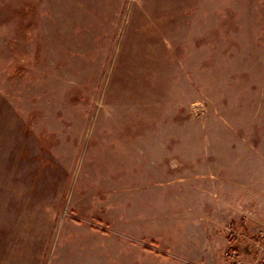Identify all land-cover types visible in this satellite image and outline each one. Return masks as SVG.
<instances>
[{
  "label": "rangeland",
  "instance_id": "374dc122",
  "mask_svg": "<svg viewBox=\"0 0 264 264\" xmlns=\"http://www.w3.org/2000/svg\"><path fill=\"white\" fill-rule=\"evenodd\" d=\"M258 238L264 0H0V264H233Z\"/></svg>",
  "mask_w": 264,
  "mask_h": 264
},
{
  "label": "crops",
  "instance_id": "0c3cea01",
  "mask_svg": "<svg viewBox=\"0 0 264 264\" xmlns=\"http://www.w3.org/2000/svg\"><path fill=\"white\" fill-rule=\"evenodd\" d=\"M246 218L249 219L250 216L249 217H246ZM239 231H240L239 234L245 233V229L244 228H243V230L241 229ZM257 241L252 242V241L248 240L245 243H242L243 241L242 240H239L238 243L235 245L237 247L236 250L234 249L237 252L239 259H242L244 261H250L249 259H247V258H250L251 257V255L249 254V251L251 249L254 250V248L257 251V245H261L262 244L261 238H258ZM226 251L227 250H225V251H223V253H221V256H222L223 259H226L227 258L226 257ZM254 256H255V253H254ZM200 257H201V255H200ZM209 258L212 261L214 259L213 255H210ZM222 258H220V259H222ZM167 261H171V262H173V264H176L178 260H177V258L175 260V258L172 256L171 258L167 259ZM231 262H233V261L231 260ZM223 264H225V263L223 262Z\"/></svg>",
  "mask_w": 264,
  "mask_h": 264
},
{
  "label": "built area",
  "instance_id": "2783aa9c",
  "mask_svg": "<svg viewBox=\"0 0 264 264\" xmlns=\"http://www.w3.org/2000/svg\"><path fill=\"white\" fill-rule=\"evenodd\" d=\"M231 227H228V230H230ZM261 247V245H257V254L263 253L262 251L264 250H259ZM226 257H228L230 260L233 261L234 264H264V260H262L261 257H258L255 260H251V261H244L242 259H239L238 254L236 251L234 250H228L226 252Z\"/></svg>",
  "mask_w": 264,
  "mask_h": 264
}]
</instances>
